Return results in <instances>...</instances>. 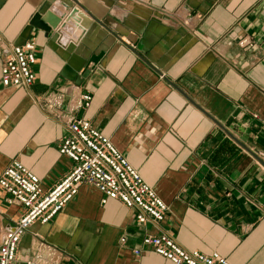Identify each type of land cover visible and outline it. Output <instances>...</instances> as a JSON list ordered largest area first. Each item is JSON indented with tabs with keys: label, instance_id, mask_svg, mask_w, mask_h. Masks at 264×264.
I'll return each instance as SVG.
<instances>
[{
	"label": "crops",
	"instance_id": "obj_1",
	"mask_svg": "<svg viewBox=\"0 0 264 264\" xmlns=\"http://www.w3.org/2000/svg\"><path fill=\"white\" fill-rule=\"evenodd\" d=\"M76 1L78 26L31 25L37 11L69 14ZM76 1L0 0V43H37L35 82H0V174L18 159L54 186L71 167L59 145L73 114L110 137L169 210L138 224L137 209L103 204L83 184L51 221L30 227L17 264H174L133 251L161 232L231 264H264V0ZM85 92L90 106L71 113ZM59 93L63 105L50 107ZM20 212L0 190V230Z\"/></svg>",
	"mask_w": 264,
	"mask_h": 264
},
{
	"label": "built area",
	"instance_id": "obj_2",
	"mask_svg": "<svg viewBox=\"0 0 264 264\" xmlns=\"http://www.w3.org/2000/svg\"><path fill=\"white\" fill-rule=\"evenodd\" d=\"M262 25L264 27V16ZM36 53L34 39L23 44L0 43L1 84L4 87L32 85L37 78ZM92 98L91 93H82L70 107V112L88 108ZM63 103L62 93L49 95L47 100L52 108L61 107ZM66 125L68 131L60 141L59 151L71 160V167L50 189H44L40 177L18 159H13L0 174V190L21 208L19 218L0 230V264H17L21 240L30 227L35 222L51 221L77 195L83 184L97 187L102 193L103 204L117 199L126 207L137 209L138 224L160 223L165 219L169 205L110 137L94 127L89 119L73 114L67 118ZM259 154L264 157L263 153ZM126 242L127 237L122 236L121 243ZM147 250L174 264H231L217 251L205 253L185 248L168 232L146 234L142 238V248L133 251L138 256ZM36 259H28L26 264H36Z\"/></svg>",
	"mask_w": 264,
	"mask_h": 264
},
{
	"label": "water",
	"instance_id": "obj_3",
	"mask_svg": "<svg viewBox=\"0 0 264 264\" xmlns=\"http://www.w3.org/2000/svg\"><path fill=\"white\" fill-rule=\"evenodd\" d=\"M73 1H76V0H73ZM76 3H77L78 6L74 7L69 12V14H67V13L64 14L63 13V15H58L53 10H47L44 14H42L41 12L37 11L33 15L32 19H31V25H33V26H35V27H37L39 29H42V30H44L46 32H51L52 30L58 29V27L60 26V24H62L63 26H65L66 23L71 22V19H73L75 21V23H76V26H78L79 23H80V21H81V17L79 16V13L81 11V8L84 9V7H82V5L80 3H78L77 1H76ZM66 15H67V17L65 18L64 22L62 23V20H63V18ZM93 18H95V17H93ZM95 20L99 21L97 18H95ZM84 31H85V29L82 28V32H84ZM59 33L61 34V31H59ZM102 56H103V52H101V53H99L97 55H93L91 57V61L94 62V63H97L102 58ZM189 100L192 103H194L191 99H189ZM233 138L242 147L245 148V146L242 143H240L235 137H233ZM250 152L253 153L252 151H250ZM261 163L264 165V163L262 161H261Z\"/></svg>",
	"mask_w": 264,
	"mask_h": 264
}]
</instances>
